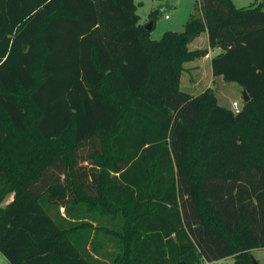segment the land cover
<instances>
[{
  "label": "trees",
  "instance_id": "16d2710c",
  "mask_svg": "<svg viewBox=\"0 0 264 264\" xmlns=\"http://www.w3.org/2000/svg\"><path fill=\"white\" fill-rule=\"evenodd\" d=\"M199 7L153 39L135 0H0L10 264H252L264 248V1ZM211 48L213 76L250 97L238 114L181 89Z\"/></svg>",
  "mask_w": 264,
  "mask_h": 264
},
{
  "label": "rangeland",
  "instance_id": "374dc122",
  "mask_svg": "<svg viewBox=\"0 0 264 264\" xmlns=\"http://www.w3.org/2000/svg\"><path fill=\"white\" fill-rule=\"evenodd\" d=\"M237 7H245L251 4H259L264 0H232ZM138 6V14L142 18V22L145 25H150L152 23V28L150 29L151 37L153 39H160L165 31H183L185 28V23L188 21L191 15L200 16L201 10L199 7V0H135ZM160 5H168L169 8L164 12H161ZM157 11L156 15L152 17L150 13L152 11ZM168 15L169 19L165 18ZM154 22V25H153ZM202 34V33H201ZM201 37H196L190 43L191 49L199 46H203ZM198 60V59H197ZM192 64L191 61L186 62L185 66ZM186 69V68H185ZM184 70L181 75V89L187 92L199 93L206 89V87L214 88L216 95L219 100V104L228 108H232V102L234 100L238 101L243 105V97L241 93V87L235 82H227L222 77H216L215 81H212L210 77H199L196 74L194 77V71ZM194 77L193 81L190 80ZM200 81H196L197 79ZM14 194L10 193L3 202L5 206L10 200H12ZM64 211V208H61ZM251 256L258 261L259 264H264V248L254 249L251 251ZM0 264H10L7 258L0 252ZM213 264H235V259L228 257L214 262Z\"/></svg>",
  "mask_w": 264,
  "mask_h": 264
},
{
  "label": "crops",
  "instance_id": "0c3cea01",
  "mask_svg": "<svg viewBox=\"0 0 264 264\" xmlns=\"http://www.w3.org/2000/svg\"><path fill=\"white\" fill-rule=\"evenodd\" d=\"M162 6H167V8H169L168 5H160V7H162ZM165 10H167V9H165ZM167 19H169V18H167ZM140 21L142 22L141 16H140ZM201 35L203 37L201 39V41L203 42V46H199V47H196L194 49L208 47V35H207V33L204 32ZM199 37H201V36H199ZM189 47H190V43H189ZM190 49H191V47H190ZM219 51H220L219 48H211L209 50V53L206 56H204L198 60L191 61L192 64H190L188 66V68H190L189 70L195 72L194 77H196V74H198L199 77H203V76L210 77V75H211L212 81H215L216 77L213 76L212 69H211V58L214 54L218 53ZM185 68L188 70V68L186 66H185ZM194 77H192L190 80L193 81ZM201 79L199 78L196 81H200ZM190 93H192V92H190ZM241 93L243 94L242 88H241ZM192 94H196V93H192Z\"/></svg>",
  "mask_w": 264,
  "mask_h": 264
},
{
  "label": "built area",
  "instance_id": "2783aa9c",
  "mask_svg": "<svg viewBox=\"0 0 264 264\" xmlns=\"http://www.w3.org/2000/svg\"><path fill=\"white\" fill-rule=\"evenodd\" d=\"M165 18H168V15H165ZM243 105H241L238 101L234 100L232 102V110L234 111V113L238 114L241 112ZM214 262L209 261L207 259H203L199 264H213Z\"/></svg>",
  "mask_w": 264,
  "mask_h": 264
},
{
  "label": "water",
  "instance_id": "95a60500",
  "mask_svg": "<svg viewBox=\"0 0 264 264\" xmlns=\"http://www.w3.org/2000/svg\"><path fill=\"white\" fill-rule=\"evenodd\" d=\"M160 11L161 12H164L165 9H168L167 6H162V7H159ZM146 29L150 30L151 29V24L150 25H146L145 26ZM193 37L190 36V39H192ZM242 97H243V100L245 102L249 101L250 97L249 95L247 94V91L246 90H243V94H242ZM251 260H252V264H259L257 260H255L252 256H251Z\"/></svg>",
  "mask_w": 264,
  "mask_h": 264
}]
</instances>
